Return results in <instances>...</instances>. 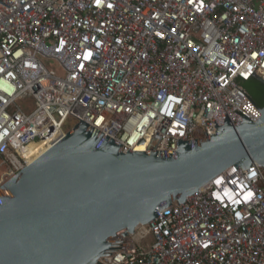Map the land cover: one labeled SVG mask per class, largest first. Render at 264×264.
<instances>
[{
  "label": "built area",
  "instance_id": "2783aa9c",
  "mask_svg": "<svg viewBox=\"0 0 264 264\" xmlns=\"http://www.w3.org/2000/svg\"><path fill=\"white\" fill-rule=\"evenodd\" d=\"M250 80L264 83V0H0V188L68 118L158 154L215 135L225 116L255 124ZM251 165L116 235L121 250L97 264H264V179Z\"/></svg>",
  "mask_w": 264,
  "mask_h": 264
},
{
  "label": "water",
  "instance_id": "95a60500",
  "mask_svg": "<svg viewBox=\"0 0 264 264\" xmlns=\"http://www.w3.org/2000/svg\"><path fill=\"white\" fill-rule=\"evenodd\" d=\"M254 108L255 124L225 116L215 135L162 154L130 152L79 121L0 188V264H97L121 250L116 235L186 203L226 169L263 168L264 106Z\"/></svg>",
  "mask_w": 264,
  "mask_h": 264
},
{
  "label": "rangeland",
  "instance_id": "374dc122",
  "mask_svg": "<svg viewBox=\"0 0 264 264\" xmlns=\"http://www.w3.org/2000/svg\"><path fill=\"white\" fill-rule=\"evenodd\" d=\"M43 65L49 69L55 72L57 76L61 77L62 72L58 66V64L53 60H42ZM16 106L25 114H30L34 108H35V102L33 98L29 95H25L19 100L16 101ZM75 123L71 118H68L66 122L63 125L62 131L63 133H67L69 130H71L74 127ZM40 150H42V147L39 144H33L30 147V155L33 158L35 155L40 153ZM260 173L264 179V167L260 169ZM151 244V239L148 238V245Z\"/></svg>",
  "mask_w": 264,
  "mask_h": 264
},
{
  "label": "trees",
  "instance_id": "16d2710c",
  "mask_svg": "<svg viewBox=\"0 0 264 264\" xmlns=\"http://www.w3.org/2000/svg\"><path fill=\"white\" fill-rule=\"evenodd\" d=\"M243 88L246 91L251 102L257 108H262L264 106V85L256 80H250L243 85ZM42 151L43 150H40V152ZM37 155H35L34 157H36Z\"/></svg>",
  "mask_w": 264,
  "mask_h": 264
},
{
  "label": "bare ground",
  "instance_id": "6f19581e",
  "mask_svg": "<svg viewBox=\"0 0 264 264\" xmlns=\"http://www.w3.org/2000/svg\"><path fill=\"white\" fill-rule=\"evenodd\" d=\"M39 144L41 147H42V152H40L36 157L32 158L31 155H30V147L32 145H30L24 152H25V156L26 158H28L30 160V162H33L34 160H36L39 156H41L44 152H46L49 148H51V145H48L47 146V142L45 143H37ZM138 151H143V149L139 148L137 149Z\"/></svg>",
  "mask_w": 264,
  "mask_h": 264
}]
</instances>
